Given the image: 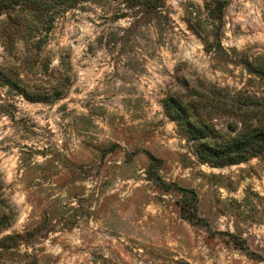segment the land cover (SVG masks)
<instances>
[{
	"label": "rangeland",
	"instance_id": "obj_1",
	"mask_svg": "<svg viewBox=\"0 0 264 264\" xmlns=\"http://www.w3.org/2000/svg\"><path fill=\"white\" fill-rule=\"evenodd\" d=\"M209 1L88 0L7 65L23 92L0 84V238L41 233L1 263L264 264V159L200 162L162 107L212 85L264 96L245 67L264 69V0H225L219 40Z\"/></svg>",
	"mask_w": 264,
	"mask_h": 264
},
{
	"label": "trees",
	"instance_id": "obj_2",
	"mask_svg": "<svg viewBox=\"0 0 264 264\" xmlns=\"http://www.w3.org/2000/svg\"><path fill=\"white\" fill-rule=\"evenodd\" d=\"M85 1L88 0H0V84L23 92L18 73L12 76L7 65L18 70L25 60L33 62L32 57L47 42L55 15ZM122 1L129 4L128 7L145 6L150 12H155L160 7L156 0ZM225 4V0H210L205 3L208 12L214 9L218 12L212 17L217 22V30L213 34L216 40H219ZM164 17L169 25L172 22L169 13ZM191 18H194L192 14ZM187 25L199 34L189 21ZM20 52L25 56L17 61L15 58ZM245 67L249 74L264 79L263 68H255L249 61L245 62ZM212 87L213 91L190 88L189 91L171 92L162 99V107L166 115L175 122L179 136L190 143L192 152L200 162L212 166L244 161L252 156L264 159V96L243 90L230 93L226 88L217 85ZM223 93L228 103L214 101L215 96H223ZM217 112H222L229 118L226 125L218 126L214 121ZM147 172L150 179L166 185L154 170L148 168ZM185 205L187 203H182L181 209L189 211L190 207ZM5 215L4 211H0V228L8 225ZM40 233L36 226H32L23 233L5 234L0 238V247L4 248L7 244L8 247L17 249L20 243L28 244L29 240Z\"/></svg>",
	"mask_w": 264,
	"mask_h": 264
}]
</instances>
